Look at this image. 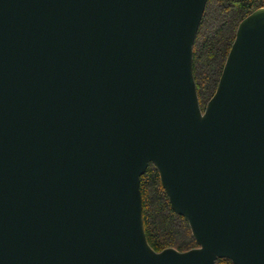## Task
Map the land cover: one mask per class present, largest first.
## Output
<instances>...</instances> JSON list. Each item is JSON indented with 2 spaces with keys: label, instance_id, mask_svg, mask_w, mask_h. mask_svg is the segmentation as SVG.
I'll return each mask as SVG.
<instances>
[{
  "label": "water",
  "instance_id": "water-1",
  "mask_svg": "<svg viewBox=\"0 0 264 264\" xmlns=\"http://www.w3.org/2000/svg\"><path fill=\"white\" fill-rule=\"evenodd\" d=\"M208 0H0V264H264V6L203 111ZM154 163L198 246L155 250Z\"/></svg>",
  "mask_w": 264,
  "mask_h": 264
},
{
  "label": "trees",
  "instance_id": "trees-1",
  "mask_svg": "<svg viewBox=\"0 0 264 264\" xmlns=\"http://www.w3.org/2000/svg\"><path fill=\"white\" fill-rule=\"evenodd\" d=\"M264 0H208L194 43L193 72L204 111L214 95L239 23ZM144 228L149 244L157 251L175 247L181 251L198 246L187 219L177 214L161 183L154 163L141 176ZM219 264H235L218 258Z\"/></svg>",
  "mask_w": 264,
  "mask_h": 264
}]
</instances>
